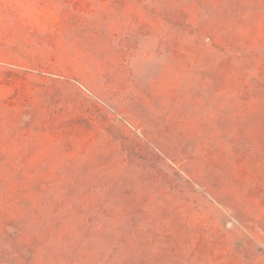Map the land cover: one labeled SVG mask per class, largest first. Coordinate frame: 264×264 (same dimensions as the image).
Segmentation results:
<instances>
[{"label":"rangeland","instance_id":"obj_1","mask_svg":"<svg viewBox=\"0 0 264 264\" xmlns=\"http://www.w3.org/2000/svg\"><path fill=\"white\" fill-rule=\"evenodd\" d=\"M0 264H264V0H0Z\"/></svg>","mask_w":264,"mask_h":264}]
</instances>
